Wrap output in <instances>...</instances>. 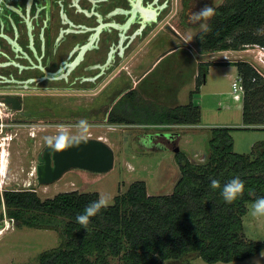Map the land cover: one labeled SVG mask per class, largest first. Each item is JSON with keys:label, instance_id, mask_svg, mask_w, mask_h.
Returning a JSON list of instances; mask_svg holds the SVG:
<instances>
[{"label": "trees", "instance_id": "1", "mask_svg": "<svg viewBox=\"0 0 264 264\" xmlns=\"http://www.w3.org/2000/svg\"><path fill=\"white\" fill-rule=\"evenodd\" d=\"M210 31L195 34L203 51L241 49L264 44V0H223L213 7ZM200 62L194 89L185 104L151 108L144 105V123L197 124L201 107L193 95L205 80L209 64ZM221 63V62H220ZM243 85L242 125H213L207 139L208 158L193 162L183 150L174 153L180 176L168 194H149L143 180L132 181L113 203L90 219L87 230L76 221L85 208L99 199L98 191L71 189L41 197L34 187L0 190V206L16 225H62L58 246L41 251L39 264H108L120 256L122 264H162L195 253L207 262L245 259L264 250V241L243 234L246 203L264 196V139L255 141L249 153L233 148L235 128L264 129V73L248 60L237 59ZM131 93V90L126 95ZM111 122L136 121L108 113ZM239 177L245 184L242 197L231 204L221 196L223 186ZM215 179L220 187L212 189Z\"/></svg>", "mask_w": 264, "mask_h": 264}, {"label": "rangeland", "instance_id": "2", "mask_svg": "<svg viewBox=\"0 0 264 264\" xmlns=\"http://www.w3.org/2000/svg\"><path fill=\"white\" fill-rule=\"evenodd\" d=\"M178 1V0H177ZM193 2L194 0H190ZM211 7H215L223 0H209ZM175 3V0H174ZM174 10L167 16V20L176 22L177 27L182 34L188 38L195 39V34L202 30L199 23H192L188 14V25L180 24L178 15L172 16ZM201 23H208L202 21ZM196 47H199L196 44ZM213 57L210 60H253L252 52L244 49H232L231 51L221 52L213 50ZM211 54V55H212ZM249 56V57H248ZM180 58V57H179ZM177 58V59H179ZM170 59L163 60L144 80L143 85H149L154 76H165L166 65ZM264 73V66L259 67ZM170 70V69H167ZM218 73L213 74V82L227 80L224 78L223 69L220 67ZM231 71V69H230ZM109 73L105 81H108V87L104 92L96 96L98 87L92 90L90 95L91 113L87 116H81L78 113L80 104V94L72 96L76 102L68 103L67 98L60 97L59 113L57 120L59 129L56 131V137L63 135H80L82 130L78 127L80 120H87L90 128L86 136L100 137L105 136V140L113 149L114 162L110 170L105 172H95L82 168H71L55 182L42 185L37 182L35 174V164L37 154L41 151V146L52 136L51 124L46 125L44 129L33 128L36 135H30L24 126H20L13 139L3 138L0 146V162L2 161L3 151L5 156V166L0 168V190L7 187H34L41 197L52 196L59 191L79 189L81 191H98L101 196L110 197L109 204L113 203L114 195L126 190L128 185L134 180H143L146 183L149 194H168L180 176L179 165L174 157L173 144L170 137L176 138L174 145H179V150H183L193 162L205 161L208 158L207 139L209 131L206 129L203 133H196L191 137L183 135L181 144L174 134L179 129L178 126L169 128L141 126L130 124H116L110 121L108 117L109 110L118 113L126 119L137 121L145 116L144 112L138 108V98L133 95H124L115 101V97L127 87L130 82L122 78L120 74L110 79L113 75ZM221 77V78H219ZM236 78V76L234 77ZM119 79V80H118ZM111 80V81H110ZM67 91V90H65ZM68 96V95H67ZM96 96V99H95ZM227 102L230 103V114L232 116V125H241L240 103H236L228 96ZM72 106V113H69V106ZM146 105V101H144ZM94 106L99 113L94 112ZM108 108V111L106 112ZM101 110V111H100ZM216 107L207 112L217 113L218 118L222 117L226 110H220ZM219 111V112H218ZM1 114L3 112L0 110ZM54 130V129H53ZM156 132H160V135ZM179 132V131H178ZM233 148L236 152L250 153L252 144L264 139V129L253 128H235L232 130ZM55 136V135H54ZM31 171L34 175L30 176ZM26 177V178H25ZM29 181L27 184L26 182ZM255 200L246 203L247 211L243 215V234L254 240L264 241V216L253 215V205ZM10 222L8 226H5ZM31 227L28 225H16L13 220L5 213L4 206H0V264H39L37 256L41 251L54 248L60 243L62 225L56 227ZM162 264H264V250L247 257L245 259H234L230 261L207 262L195 253L186 254L178 259H167ZM108 264H122L120 256H109Z\"/></svg>", "mask_w": 264, "mask_h": 264}, {"label": "flooded vegetation", "instance_id": "3", "mask_svg": "<svg viewBox=\"0 0 264 264\" xmlns=\"http://www.w3.org/2000/svg\"><path fill=\"white\" fill-rule=\"evenodd\" d=\"M205 5L210 1L0 0V146L21 125L32 136L33 128L51 124L50 138H57L60 97L76 102L72 96L81 91L78 113L86 117L92 90L98 87L94 93L101 95L107 75L115 72L112 80L128 67L141 36L158 24L178 32L176 22L167 20L172 10L186 26L188 14ZM169 141L174 147L176 138Z\"/></svg>", "mask_w": 264, "mask_h": 264}, {"label": "crops", "instance_id": "4", "mask_svg": "<svg viewBox=\"0 0 264 264\" xmlns=\"http://www.w3.org/2000/svg\"><path fill=\"white\" fill-rule=\"evenodd\" d=\"M161 29L162 31L158 32ZM231 50L232 49H221L219 53ZM213 52V50L203 51L200 48L198 49L195 39L188 38V36L185 34L183 35L181 31L172 32L162 27V24H158L150 33L140 37L137 48L129 54V60L127 61L128 67L125 68L124 71L118 72V74L122 75V78H119L120 80L129 78L131 89L125 87L122 92L115 97V100L123 97L131 90V93L128 95H133L138 98L137 106L141 110L144 108V101H146V105L153 109L157 107H174L178 104H185L189 100L190 90L195 87L200 62L211 61L210 59L213 57ZM167 58L170 60L166 65L165 76L161 74L159 76L156 75L151 79L149 85H143V80L150 73L155 71L157 66ZM214 61H219V63L208 65L205 80L200 85L199 91L193 95L194 103L199 104L201 107V120L199 123L162 124L156 123L155 121L152 123H144L141 120H137L133 124L151 126L154 128L178 126L179 129L176 130L174 135L178 137L180 144L183 135L193 137L196 133H203L205 129L209 131V127L213 125L241 126L242 123L241 125H232L233 121L230 114V103L226 100L228 96L232 101L240 103V108H242V91L234 90L232 87L233 81H237L239 78L237 67L230 63L231 60L228 59ZM220 67L223 69L221 74H223L224 78H227V80L218 79V82L214 83L212 76L214 73H218ZM114 73L115 72H113L112 75H114ZM235 76L236 78H234ZM214 107L220 110H226L227 112L220 118H218L217 113H211V115L205 113L209 108L213 110ZM113 123L127 124L118 122ZM156 133L160 135V132ZM101 137L108 140L105 136Z\"/></svg>", "mask_w": 264, "mask_h": 264}, {"label": "water", "instance_id": "5", "mask_svg": "<svg viewBox=\"0 0 264 264\" xmlns=\"http://www.w3.org/2000/svg\"><path fill=\"white\" fill-rule=\"evenodd\" d=\"M173 150L177 152L179 145ZM113 162L111 146L100 137L87 136L85 142L62 151L52 150L47 143L37 155L35 174L37 182L46 185L57 181L71 168L105 172L112 168Z\"/></svg>", "mask_w": 264, "mask_h": 264}, {"label": "clouds", "instance_id": "6", "mask_svg": "<svg viewBox=\"0 0 264 264\" xmlns=\"http://www.w3.org/2000/svg\"><path fill=\"white\" fill-rule=\"evenodd\" d=\"M215 15V9L211 6L205 5L198 11L193 12L190 16V21L192 23H199L200 27L205 31H210L207 23H201V21H208ZM78 127L82 130L80 135L67 136L63 135L57 138H49L47 143L49 147L54 151H62L69 147L78 146L80 143L86 141V133L90 128L87 120H80L78 122ZM212 189L220 187L219 182L215 179L211 181ZM245 190L244 182L239 178L235 177L228 181L222 189L221 196L224 201L228 204L233 203L238 198L242 197ZM110 197L101 196L98 200L90 203L84 210L83 214L76 217L77 223H79L84 229L87 230V226L90 223L92 217L97 216L102 209H106L109 206ZM253 215L254 216H264V196L259 197L255 200L253 205Z\"/></svg>", "mask_w": 264, "mask_h": 264}, {"label": "built area", "instance_id": "7", "mask_svg": "<svg viewBox=\"0 0 264 264\" xmlns=\"http://www.w3.org/2000/svg\"><path fill=\"white\" fill-rule=\"evenodd\" d=\"M242 49H244V51L250 50L253 53L251 56L253 60L250 59H246V60H248L258 71L261 72L259 67L264 66V44H246ZM232 87L234 90L243 92V85L240 77L238 78L237 81H233ZM9 223L10 222H7L5 226H8Z\"/></svg>", "mask_w": 264, "mask_h": 264}, {"label": "bare ground", "instance_id": "8", "mask_svg": "<svg viewBox=\"0 0 264 264\" xmlns=\"http://www.w3.org/2000/svg\"><path fill=\"white\" fill-rule=\"evenodd\" d=\"M6 154H7V152L5 153V152L3 151V154H2V156H1L2 161L0 162V168H1L2 166H5V164H6V162H5V156H6ZM32 175H34V171H31L30 176H32ZM25 178H26V177H25ZM27 181H28V182H26V183L28 184L30 180L27 179ZM2 230H3V229H2ZM2 230H0V233L2 232Z\"/></svg>", "mask_w": 264, "mask_h": 264}]
</instances>
